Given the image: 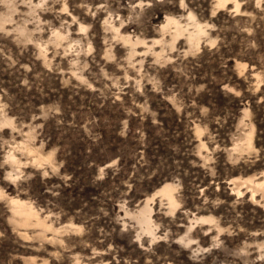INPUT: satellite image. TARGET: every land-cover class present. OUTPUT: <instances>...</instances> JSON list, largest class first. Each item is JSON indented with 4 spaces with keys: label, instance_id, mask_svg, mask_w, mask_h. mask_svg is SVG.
<instances>
[{
    "label": "rangeland",
    "instance_id": "374dc122",
    "mask_svg": "<svg viewBox=\"0 0 264 264\" xmlns=\"http://www.w3.org/2000/svg\"><path fill=\"white\" fill-rule=\"evenodd\" d=\"M248 176L264 0H0V264H264Z\"/></svg>",
    "mask_w": 264,
    "mask_h": 264
},
{
    "label": "bare ground",
    "instance_id": "6f19581e",
    "mask_svg": "<svg viewBox=\"0 0 264 264\" xmlns=\"http://www.w3.org/2000/svg\"><path fill=\"white\" fill-rule=\"evenodd\" d=\"M229 0H219V3L220 4H226ZM169 20H174L172 17L169 18ZM175 23L178 24V27H181L179 25L180 22H178L177 20L175 21ZM182 28V27H181ZM181 28H178V29H181ZM179 31V30H178ZM181 31V30H180ZM202 28H199L197 32H191L190 36L192 37H195L197 38L199 33L201 32L202 33ZM191 38V37H190ZM199 41V40H198ZM234 183H235V187L238 189L239 192H242L243 190H241V184H246V187L248 190L251 191L252 193V197L253 198H256V194L260 191L262 193V195L264 196V179H260V180H255L254 177L252 176H248V177H235L233 178ZM173 189H174V186L172 184V182H166L164 183L158 191H162L164 192L165 194H167L171 199L174 198V195H173ZM151 198V197H149ZM149 200V199H148ZM148 205L147 203L144 204L140 209H139V217L145 221V222H148L149 221V215H148Z\"/></svg>",
    "mask_w": 264,
    "mask_h": 264
}]
</instances>
